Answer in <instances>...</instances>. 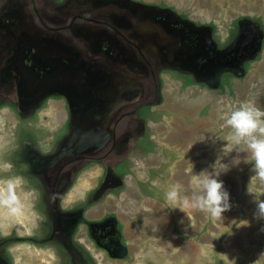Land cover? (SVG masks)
Masks as SVG:
<instances>
[{"label":"rangeland","instance_id":"374dc122","mask_svg":"<svg viewBox=\"0 0 264 264\" xmlns=\"http://www.w3.org/2000/svg\"><path fill=\"white\" fill-rule=\"evenodd\" d=\"M96 1L97 4L107 2ZM116 1L138 9L139 14L145 16L143 19L153 11L151 9H155L154 5L164 9L168 7L166 13L181 22L177 25L178 30H183V27L187 29V24L205 30L209 36L210 47L203 54L198 66L195 63L190 65L192 69L188 67L187 62L194 59V54H191L182 63L185 72L166 69L163 71L159 86L164 103L152 110L155 116L148 128V138L134 140L136 143L139 141L140 146L136 150L133 148L134 151L128 154L130 158L129 165L124 168L126 172L123 169L122 175H119V172L116 174L108 168L111 175L118 177L117 182L113 183L114 187L105 189L101 195L95 193L99 178L97 173L102 167L91 163L79 173L72 188L60 196L64 212L76 210L71 214L72 221H80L81 206H87L88 211L82 216L85 223L80 225L77 222L76 226L73 225L70 236L72 239H67L65 234V237L56 236V241L50 236L47 237L46 232L44 238L40 239L34 235L43 233L39 232V225L43 219L47 220L42 215V207L45 206L43 200L51 194H43L42 190L37 194L34 186H29L25 181L21 182V163L17 157L21 135L18 129L34 127L37 133L30 142L47 150L45 145H50L57 138L65 122L76 121L74 109L82 111V106H88L96 99L91 94V86L101 77L97 74V66L84 59L85 55L90 58L92 51L85 44L75 45L74 36L59 32L79 50L75 55L78 61L76 67L67 64L65 60L56 61V56L49 50L52 44L49 35L44 30L34 28L33 21L38 18L31 7H24V18L21 14L16 16V31L11 30L16 25L15 14L2 10L6 17H0V43L12 41L16 49L8 60L17 69V74L10 77V83L15 86L12 96L23 91L19 96V102L23 105V109L19 110L20 116L24 118L21 122L6 110L12 102L17 104L18 100L15 97V100L0 98V199L9 196V181L15 197L11 204L0 203V236L16 240L10 250L12 263L78 264L82 255L87 260L84 264H226L227 257L235 260L236 264H253L259 254L264 252V220L256 218L255 197L248 192L250 178L254 175L251 171L252 164L245 162L246 153L234 150L236 145L230 142L231 131L225 126L224 118L243 101H252L257 107L264 109V0ZM44 2L40 1L39 5L45 7ZM48 4L50 5L49 0ZM17 7L21 8V5ZM57 30L62 31L59 28ZM202 47L206 50V46ZM215 53L219 61H215ZM114 54L107 55L115 59ZM28 57L37 63L30 64ZM20 61L22 65H18ZM59 61L61 65H58ZM230 66L234 67L233 71L228 70ZM230 72L236 77L229 79L227 83L220 82ZM186 73H190L192 77L188 74L186 76ZM207 74H215L216 77L211 78ZM201 77L199 80L206 81L203 83L209 87L197 81ZM116 82L119 81L116 79ZM118 87L123 88L122 83ZM119 90L121 89L118 88L121 96L123 91ZM171 94L178 96V99L197 103L196 110L203 108L201 112L206 113L201 115L202 120L197 122L185 118L188 120L185 122L187 129L182 130L184 118L172 114L173 103L169 104L167 100ZM32 103L38 106V112L34 119H29L33 114L27 115L26 111L31 108ZM218 111L221 112V119L218 123L211 121L216 118ZM217 124L218 128H215ZM209 125H213L214 129L207 141L203 139L204 135L199 136L202 140L193 143L191 148L179 137L181 130L183 133L198 136ZM93 126L98 130L97 122H93ZM71 127L75 131L73 125ZM138 128L137 123L132 128H114L112 137L119 143L125 139L123 146H126L128 152L133 144L128 146V139L123 135H127V132L135 134ZM171 129L178 130L170 131ZM75 135L76 132L71 137ZM25 138L27 139L26 136ZM228 142L229 147L226 148ZM205 146L203 154L202 149ZM218 159L229 166V170L221 173L218 179L229 194L230 210L225 211L222 218H214L210 213L202 212L196 207H186L185 212L173 208L174 205L166 199V193L171 187L179 183L182 185L181 197L191 198L194 192L192 171L193 174L205 170L212 172ZM237 160L239 163H234ZM105 185L103 183L101 187ZM250 190L264 198V184L258 180L253 181ZM135 192V198L142 197L140 199L144 202L145 213L141 211L139 201L132 197ZM114 200L119 202L123 210L127 209L122 212L125 216L121 217L122 214L117 210L109 209ZM14 208L16 211H13ZM159 215H163L165 221H156ZM245 221L248 224L243 226L242 222ZM88 223L96 224V233L92 235H100L99 230L110 233H102L97 241H115L120 250L115 252L118 257L112 256L115 253L109 255L89 239L86 227ZM30 238H36L39 242Z\"/></svg>","mask_w":264,"mask_h":264},{"label":"flooded vegetation","instance_id":"af4514ba","mask_svg":"<svg viewBox=\"0 0 264 264\" xmlns=\"http://www.w3.org/2000/svg\"><path fill=\"white\" fill-rule=\"evenodd\" d=\"M40 1H45L46 6H40ZM49 1L50 5L48 0H0V17H6L5 14H2V10L10 14L14 13L16 25L11 30L16 31L18 29L16 16L21 14L24 18V7H31L33 14L37 15L38 18L33 21L34 28L39 31L44 30L49 35L48 38L52 43L49 50L56 56V61L65 60L67 64L73 67L78 64L75 55L79 50L73 46L72 41H68L59 32L71 34V36L75 37V45L85 44L92 51L91 57L88 58L85 55L84 59L92 61L97 66L99 70L97 74L101 77L95 80V83L91 86V94L96 99L92 100L93 102L90 105L82 106V111L74 109L73 115L76 121L73 123H70L69 120L66 121L57 135L58 139L54 138L50 145H45L47 150L38 148L33 142H30L31 138L37 133L34 127H27L24 130L18 129L21 135L20 144L18 145L19 151H17V157L21 163L19 171L21 173V182L25 181L29 186L30 184L34 186V191L35 193L37 191V194L41 190L43 194H51L50 197L44 196L45 199L43 200L45 206L43 205L42 207V215L43 218L46 216L47 219H43L39 225V232L43 233L42 235L37 233L34 236L43 239L44 232H46L47 237L50 236V238L57 241L56 236L65 237V234L67 239H72L70 236L73 225L76 226L77 222L80 225H82V222L85 223L82 216L86 215L88 211L86 209L87 206L82 205L79 211L80 221H72L73 215L71 214L76 210L64 212L60 196L72 188L79 173L91 163L99 164L102 167L99 169L100 172L97 173L99 178L94 190L95 193L101 195L105 189L114 187L113 183L117 182L118 177L111 175L108 170L112 169L116 174L119 172L118 174L122 175L121 171L127 167L130 158L128 154L136 150L137 146H140L138 145L139 141L144 137L148 138V128H150L155 116L152 111L153 108L164 103L159 86L160 76L163 71L165 69L174 70L178 73L179 71H184L182 63L183 61L186 62L185 57L191 56V54H194V59H190L187 62L188 67L191 68L190 65L195 63L198 66L203 54L210 47V43L208 33L198 27L187 24V29L183 27V30H178L177 25L181 22L177 21L175 16L166 13L168 7L164 9L162 6L154 5L155 9H151L153 11L149 13L146 19H143L145 16L140 15L138 9L135 10L131 5H124L116 0H105L107 2L104 4H97L96 0H59L60 3L58 0ZM19 5H21V8L17 7ZM57 28L62 29V31H58ZM86 31L90 32H87V34ZM113 36H116V38ZM7 38L9 39L10 37ZM12 44V41L0 43V98L18 100L17 104L12 102V105L7 107L6 110L14 114L15 118L21 122L24 118L19 113V110L23 109V105L19 102V96L23 94V91H17L19 93L16 96H12L15 86L10 83V77H14L17 74V69L13 67L15 64L12 61H8L16 50ZM100 44L105 45L102 47ZM203 45L206 46V50L203 49ZM37 48L39 50V47ZM109 48H111V51H108ZM3 54L7 56L4 57L2 56ZM107 54H114L115 59H111L112 57H108ZM66 56L68 57L66 58ZM214 57L215 61L220 60L216 58V53ZM27 59L30 60L28 61L30 64L37 63L32 58L28 57ZM60 61L58 65H61ZM80 62L87 63L85 60H80ZM18 65H22V62L20 61ZM228 70L233 71L234 67L230 66ZM230 73L224 75L220 82L226 81L227 83L229 79L236 77L232 72ZM187 74L192 77L190 73L185 75L187 76ZM207 75L211 76V78L216 77L215 74ZM116 79L120 83H117ZM198 79H202V77ZM207 81L209 82V80ZM121 83L123 88L118 87ZM202 85L209 87L208 84L203 83ZM210 87L212 86L210 85ZM118 88L123 91L122 93L119 90L121 96L118 94ZM99 93L100 96H97ZM167 100H169V104L173 103L172 114L184 118L182 130L187 129L185 122L188 120H185V118L199 122L203 118L201 116L204 115L203 112L206 113L205 111L201 112L203 108L201 110L197 109L198 111L195 109L197 103L187 99H178L176 95L172 96L171 94ZM37 109L38 106L34 104L31 105V108H28L26 114H33L29 119H34L35 114L38 112ZM183 113H185V116ZM189 113L193 115L191 116ZM93 122H97L98 130L94 128ZM136 123L139 128L135 130V134L127 132V135H123L124 138L128 139V146L133 144L132 149L127 152L126 146H123L125 139L121 140V143L117 142L116 138L112 137V130L114 128L119 129L120 126L132 128ZM71 125H73L75 131H73ZM213 129L214 126L209 125L198 136L193 133H183L181 130L179 137L190 148V144L195 141V143L201 141L199 136L204 135L202 137L207 141ZM227 129L231 131V129ZM172 130L177 131L178 129H171L170 131ZM74 132H76L75 137H71ZM137 139L139 141L136 143L134 140ZM71 141L74 142L73 145H69ZM50 147L51 150H49ZM64 147H66V155L61 159H56L55 157L64 151ZM205 150L206 146L205 149H202L203 154ZM124 171L126 172V169ZM103 183L106 184L105 187H101ZM132 185L135 188V185ZM135 194L136 192L132 197L137 202L139 201V207L145 213L143 209L144 202H141L142 197H140L141 199L139 197L135 198ZM122 208L119 202L114 200L113 206L109 209L117 210L120 215L122 214V217L125 216L122 212L127 211V209L125 211ZM75 219L78 220V218ZM45 225H47L46 229ZM86 227L87 236L100 249H103L109 255L120 251L118 245L111 239H109V242L105 240L97 241L98 236L103 235L102 233L106 235L110 233L98 229L100 235H92V233H96V224L88 223ZM30 240L39 242L36 238H30ZM15 241L10 237L0 236V264H13L10 250L12 245L16 243ZM112 256L118 257V254L115 253ZM86 261V258L81 255L78 264H84L83 262Z\"/></svg>","mask_w":264,"mask_h":264},{"label":"clouds","instance_id":"9594fccd","mask_svg":"<svg viewBox=\"0 0 264 264\" xmlns=\"http://www.w3.org/2000/svg\"><path fill=\"white\" fill-rule=\"evenodd\" d=\"M224 123L227 128L231 129L230 142L236 145L234 150L246 153L245 162L252 164L251 171L254 175L250 178L248 192L255 197L256 218L264 220V198L258 197L250 190L253 181L258 180L261 184H264V109L257 107L252 101H243L225 116ZM228 147L229 142L226 148ZM234 163L238 164L239 161H234ZM228 170L229 166L218 159L216 164L213 165L212 172L205 170L199 174H193L192 171L193 196L182 198L180 195L182 185L177 183L166 193V199L174 205L173 208H179L181 211H184L186 207H196L202 212L210 213L214 218H222L223 213L230 210L231 205L229 194L224 190V185L218 177ZM8 192L9 196L0 199V203L11 204L15 201L10 181L8 182ZM13 211H16V209L14 208ZM242 224L246 226L248 222L245 221ZM220 255L227 257L223 254ZM226 264H236V261L227 257ZM253 264H264V252L259 254L258 259Z\"/></svg>","mask_w":264,"mask_h":264},{"label":"crops","instance_id":"0c3cea01","mask_svg":"<svg viewBox=\"0 0 264 264\" xmlns=\"http://www.w3.org/2000/svg\"><path fill=\"white\" fill-rule=\"evenodd\" d=\"M220 110V109H219ZM218 113V115H216V118H214L213 120L215 121V122H217V121H219V119H221V112H217ZM218 123V122H217ZM215 128H218V124L216 125V127ZM213 132V131H212ZM138 191V190H137ZM185 216H186V213H185ZM188 219V218H187ZM156 221H165V217L163 216V215H159L158 217H156Z\"/></svg>","mask_w":264,"mask_h":264},{"label":"water","instance_id":"95a60500","mask_svg":"<svg viewBox=\"0 0 264 264\" xmlns=\"http://www.w3.org/2000/svg\"><path fill=\"white\" fill-rule=\"evenodd\" d=\"M197 81H199V82H205V81H201V80H199V79H197ZM74 144V142L73 141H71L70 143H69V145H73ZM66 153H67V151H66V148L64 147V151H62L61 152V154H59L58 156H56L55 158L56 159H61L62 157H64L65 155H66Z\"/></svg>","mask_w":264,"mask_h":264}]
</instances>
